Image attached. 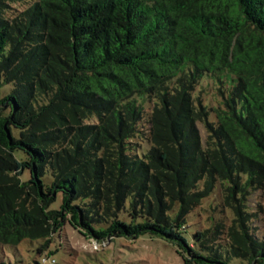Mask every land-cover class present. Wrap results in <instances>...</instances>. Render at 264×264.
Segmentation results:
<instances>
[{
	"label": "trees",
	"instance_id": "trees-1",
	"mask_svg": "<svg viewBox=\"0 0 264 264\" xmlns=\"http://www.w3.org/2000/svg\"><path fill=\"white\" fill-rule=\"evenodd\" d=\"M250 189L264 0H0V249L42 254L68 223L97 243L160 239L184 264H264ZM213 196L230 223L190 231Z\"/></svg>",
	"mask_w": 264,
	"mask_h": 264
},
{
	"label": "rangeland",
	"instance_id": "rangeland-1",
	"mask_svg": "<svg viewBox=\"0 0 264 264\" xmlns=\"http://www.w3.org/2000/svg\"><path fill=\"white\" fill-rule=\"evenodd\" d=\"M14 7L21 9L22 5H13ZM10 13L12 10L8 14ZM8 89L9 86H3L1 96L5 95ZM198 127L204 137L202 127ZM26 177L24 175L23 179ZM59 201L58 198L51 209H56ZM220 202V197L218 199L216 196L204 202L202 207L195 211L194 216L187 220L190 231H195L197 224L207 227L211 223L210 218L229 224L232 214L227 208L216 209ZM245 208L251 215L250 227L264 242V191L250 189L245 199ZM39 244L26 241L15 249H0V264H41L42 258L48 255L50 259L55 260V264H184L175 248L160 239L140 236L133 240L115 238L109 243H97L68 223L56 231L55 237L42 254L36 253ZM230 264L246 263L234 259Z\"/></svg>",
	"mask_w": 264,
	"mask_h": 264
},
{
	"label": "built area",
	"instance_id": "built-area-1",
	"mask_svg": "<svg viewBox=\"0 0 264 264\" xmlns=\"http://www.w3.org/2000/svg\"><path fill=\"white\" fill-rule=\"evenodd\" d=\"M41 264H55L54 259H50L49 257L42 258Z\"/></svg>",
	"mask_w": 264,
	"mask_h": 264
}]
</instances>
